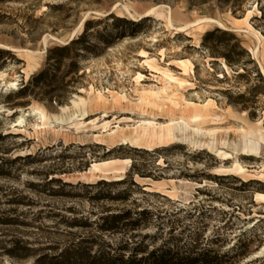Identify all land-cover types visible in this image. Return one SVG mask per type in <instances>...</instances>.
<instances>
[{"label": "rangeland", "instance_id": "374dc122", "mask_svg": "<svg viewBox=\"0 0 264 264\" xmlns=\"http://www.w3.org/2000/svg\"><path fill=\"white\" fill-rule=\"evenodd\" d=\"M128 3L138 13L156 8L163 17L134 20L123 10ZM168 10L177 12L175 26L200 18L227 24L252 11L249 22L264 37V0H0V44L35 52L38 62L33 67L24 54L0 49V264H40L41 257L94 234L103 242L84 245L94 251L107 250L108 242L118 255L169 248L194 264H264V204L254 201L264 184L215 175L236 164L247 174L264 166V75L247 50L258 40L212 24L178 33L167 27ZM212 31L216 36L205 40ZM170 77L193 84L194 90H180L187 101L211 104L201 131L176 145L143 148L87 139L106 135V120L111 132L141 133L149 120L155 127L170 123L135 110L136 91L167 84L169 93ZM99 92L111 102L112 94L126 96L129 113L100 110L97 130L76 129L80 119L86 126L95 119L90 101ZM36 105L59 135L46 131L37 138L39 120L24 115ZM22 117L24 126L15 127ZM109 160H129L122 177L79 181L94 163ZM138 177L171 182L169 188L179 179L203 187H190L177 201L144 191ZM110 215L128 219L116 223L115 232H98ZM133 221L135 230L127 224ZM16 241L27 250L8 254Z\"/></svg>", "mask_w": 264, "mask_h": 264}, {"label": "bare ground", "instance_id": "6f19581e", "mask_svg": "<svg viewBox=\"0 0 264 264\" xmlns=\"http://www.w3.org/2000/svg\"><path fill=\"white\" fill-rule=\"evenodd\" d=\"M123 10L126 11L134 20H140L147 17L157 16L158 18H162L163 15L159 14L156 8L150 7L146 11L142 13H138L136 10V6L132 4L123 5ZM122 9L116 8L115 12L118 15L123 14ZM134 12V14L132 13ZM166 23L167 27L173 30H177L178 33L190 31L195 28H201L205 25H216L217 27L233 32L246 33L249 35H253L257 38L259 45L251 47L247 45L248 52L253 56V58L257 61L264 75V37L261 33L255 30L249 20L254 16L252 11H249L244 19L236 20L234 18L229 17L227 19V24L223 23L219 19L214 18H204V19H196L195 21L186 22L181 26H175L173 20L175 19L177 12L168 10L166 14ZM84 24L82 23L79 30H83ZM198 42L201 40L197 39ZM262 45V48L260 47ZM47 47V44H46ZM0 49H5L11 52H16L18 55L24 54L28 59V62L34 61V66L38 65L37 60L34 57L35 52H31L24 49H17L13 46L0 44ZM164 54V53H162ZM152 67V66H151ZM156 69L155 66H153ZM141 78V76H139ZM170 80L175 82V86L169 93L167 92V84L165 88L161 91H155L151 89L147 91L143 89L138 93V102L135 104V110L140 112V114L144 116H151L153 120H169L165 126L155 127V122L147 121V127L143 128V131L139 133L138 131L133 130H121V131H113L109 129V122L106 120V124L101 128H105L106 135H92L87 137L88 140L97 143H104L106 140L112 143H120L122 145H129L134 148H143L146 146V143H149L148 147H153L156 144L159 145H176L181 143L180 140L187 139V135L191 132L201 131L200 124H205L208 122V118L211 115V104L207 105H198L196 103H191L187 101L180 90L186 92L188 90H194V86L192 83L188 82L184 79L174 80L170 77ZM14 84H9V87H12ZM190 87V88H189ZM123 102L127 104H132L127 99L126 96L112 94V102L109 101L101 92H99L91 101H90V116H94L95 119H91L88 121V125L86 126V120L84 122H77L75 124V128L78 130H82L85 127H92L93 131L97 130V126L99 122L97 121V115L100 113V110H108L111 111L107 113H115V111H119L121 113H129L127 108L123 106ZM184 105V106H183ZM114 109V111H113ZM130 111H134V109H130ZM24 115L35 116L40 125L36 127L35 134L37 138L40 137L46 131H51L54 135H59L60 131H56L54 126L52 125L53 121L46 110L39 106H33L29 112H25ZM105 118H109V114L104 115ZM178 117V118H176ZM130 119V118H128ZM83 120V119H82ZM179 120V121H178ZM131 120H122L119 123H129ZM23 127L24 120L23 117L19 119L17 123H15V127ZM181 137V138H180ZM145 139V140H144ZM220 159L228 162L230 156L226 153L219 154ZM129 160H109L94 163L89 169L85 172L79 174V181L83 183H90L97 179L98 176L104 177H122L125 173L124 165H127ZM122 166V167H121ZM215 175L219 176H236L239 178H243L245 182L258 181L264 184V166L261 171L256 174H247V171L243 169V167L236 164L233 169L220 170ZM139 185L143 186L144 191H153L160 192L165 196L173 200H185L189 195L190 187L202 188V184L191 183L187 180H172V188L170 187L171 182L162 181L156 182L154 180L148 178H140L136 179ZM212 183L210 180H206L205 184ZM255 203L264 204V192H257L254 198Z\"/></svg>", "mask_w": 264, "mask_h": 264}, {"label": "trees", "instance_id": "16d2710c", "mask_svg": "<svg viewBox=\"0 0 264 264\" xmlns=\"http://www.w3.org/2000/svg\"><path fill=\"white\" fill-rule=\"evenodd\" d=\"M221 35H228L225 31H217ZM216 36V32H208L205 35V40L213 38ZM64 48L58 50L62 51ZM42 79L43 75H40L38 79ZM54 183L62 184L60 179L52 180ZM108 184V183H106ZM64 185V184H63ZM128 219V215H110L102 218V223L98 225V232H115L117 231L116 223ZM77 220H73L69 223L71 226H77ZM131 228L139 226L138 222H129ZM103 239L99 235H92L88 238H82L76 243H72L70 246L66 247L61 253L54 256H44L39 259L40 264H194L195 259H191L190 255H184V253L179 252L174 249H162L157 248L147 253L141 250L140 253H131L130 255L123 254L118 255L112 244L104 242L107 250L102 248L97 250H92V246H84L85 244L91 243H101ZM11 249L7 250V253L14 255L18 249H26V247H20L21 243L16 241L13 242ZM25 246V245H24ZM127 246V244H126ZM27 250V249H26ZM129 251V250H128ZM135 251V249H134ZM147 253V256L141 254ZM127 256V257H126Z\"/></svg>", "mask_w": 264, "mask_h": 264}]
</instances>
